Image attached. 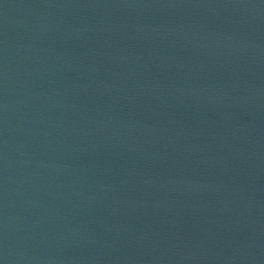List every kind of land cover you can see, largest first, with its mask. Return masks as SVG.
I'll return each instance as SVG.
<instances>
[{"label":"water","instance_id":"1","mask_svg":"<svg viewBox=\"0 0 264 264\" xmlns=\"http://www.w3.org/2000/svg\"><path fill=\"white\" fill-rule=\"evenodd\" d=\"M0 264H264V0H0Z\"/></svg>","mask_w":264,"mask_h":264}]
</instances>
